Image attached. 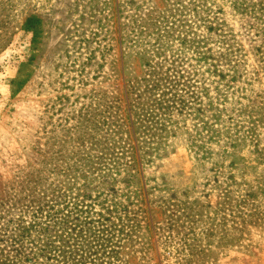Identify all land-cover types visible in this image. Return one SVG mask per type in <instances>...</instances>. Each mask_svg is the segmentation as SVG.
Segmentation results:
<instances>
[{
	"label": "rangeland",
	"instance_id": "374dc122",
	"mask_svg": "<svg viewBox=\"0 0 264 264\" xmlns=\"http://www.w3.org/2000/svg\"><path fill=\"white\" fill-rule=\"evenodd\" d=\"M0 264H264V0H0Z\"/></svg>",
	"mask_w": 264,
	"mask_h": 264
},
{
	"label": "trees",
	"instance_id": "16d2710c",
	"mask_svg": "<svg viewBox=\"0 0 264 264\" xmlns=\"http://www.w3.org/2000/svg\"><path fill=\"white\" fill-rule=\"evenodd\" d=\"M35 21H37V19H29L28 22H27V25L31 28V30L34 32V24H35Z\"/></svg>",
	"mask_w": 264,
	"mask_h": 264
}]
</instances>
